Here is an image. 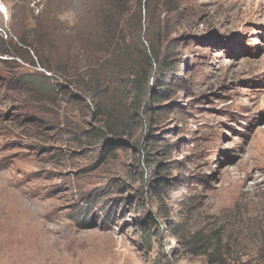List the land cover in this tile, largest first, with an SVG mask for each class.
<instances>
[{
	"label": "rangeland",
	"instance_id": "obj_1",
	"mask_svg": "<svg viewBox=\"0 0 264 264\" xmlns=\"http://www.w3.org/2000/svg\"><path fill=\"white\" fill-rule=\"evenodd\" d=\"M95 1L0 0V264H207L169 255L216 226L224 264H264V0H178L172 38L191 92L164 103L183 111L155 109L156 126L184 133L183 144L165 135L181 148L161 164L178 160L173 172L193 180L169 199L178 235L164 240L162 218H147L148 116L128 87L105 103L128 116L113 137L93 97L114 65L95 37Z\"/></svg>",
	"mask_w": 264,
	"mask_h": 264
},
{
	"label": "trees",
	"instance_id": "obj_2",
	"mask_svg": "<svg viewBox=\"0 0 264 264\" xmlns=\"http://www.w3.org/2000/svg\"><path fill=\"white\" fill-rule=\"evenodd\" d=\"M170 1L97 0L94 5L97 18L95 37L102 38L109 44L114 65L103 66L104 71L99 76L93 97L106 117V133L113 137H117L122 129L127 132L128 116L124 120L125 110L107 112L105 103L121 98L128 87L131 89L134 110L148 116V123L144 124V128L139 122V127L143 130L139 148L142 153L141 165L144 167V188L155 204L154 217L147 218L154 224L162 218L163 226L159 228L162 240L178 235L173 232L176 214L168 205L171 195L182 188L187 189L186 185L193 180L189 176L183 178L181 172H173L181 166L180 161L161 164L163 158L180 153V144L186 142L181 137L184 133H180L179 129L162 132L156 126L159 120L155 109L183 111L185 108L177 102L169 105L164 103L178 91H182L187 97L191 92V86L185 77L186 67L180 66L178 60L181 41L179 38H172L176 31L173 17L180 14L181 2L176 0L172 4ZM100 3L102 4L99 6ZM59 70L65 72V67H60ZM138 120L142 121V117L137 114L136 121ZM167 134L181 137V143L177 138L175 142H171V138L165 136ZM177 251L182 255L201 256L207 264H224L222 228L216 226L205 231L197 230L178 238L169 255L172 261ZM257 254L264 258L263 245L257 249Z\"/></svg>",
	"mask_w": 264,
	"mask_h": 264
},
{
	"label": "bare ground",
	"instance_id": "obj_3",
	"mask_svg": "<svg viewBox=\"0 0 264 264\" xmlns=\"http://www.w3.org/2000/svg\"><path fill=\"white\" fill-rule=\"evenodd\" d=\"M27 178V177H26ZM0 227H2V226H0Z\"/></svg>",
	"mask_w": 264,
	"mask_h": 264
}]
</instances>
